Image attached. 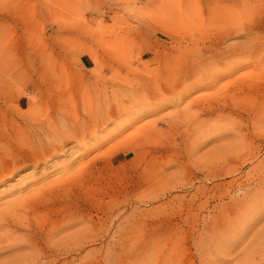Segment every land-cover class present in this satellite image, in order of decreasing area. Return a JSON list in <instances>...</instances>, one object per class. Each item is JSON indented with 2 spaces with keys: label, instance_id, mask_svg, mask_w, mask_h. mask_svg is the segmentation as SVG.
I'll return each instance as SVG.
<instances>
[{
  "label": "rangeland",
  "instance_id": "374dc122",
  "mask_svg": "<svg viewBox=\"0 0 264 264\" xmlns=\"http://www.w3.org/2000/svg\"><path fill=\"white\" fill-rule=\"evenodd\" d=\"M262 45L264 0H0V264H264Z\"/></svg>",
  "mask_w": 264,
  "mask_h": 264
},
{
  "label": "bare ground",
  "instance_id": "6f19581e",
  "mask_svg": "<svg viewBox=\"0 0 264 264\" xmlns=\"http://www.w3.org/2000/svg\"><path fill=\"white\" fill-rule=\"evenodd\" d=\"M237 14H238V13H237ZM207 31H208V30H207ZM261 32H262V30H261ZM195 33H196V32H195ZM174 35H175V34H174ZM174 35L172 34V36H174ZM185 35H186V34H185ZM196 35H197V34H196ZM258 36L260 37V35H258ZM180 37H181V36H180ZM185 37H186V36H185ZM187 37H188V36H187ZM173 38H174V37H173ZM173 38H172V39H173ZM174 39H175V38H174ZM253 39H254V38H253ZM253 39H252V40H253ZM256 39H257V36H255V40H256ZM176 40H177V39H176ZM183 40H184V39H182V41H183ZM252 40H251V41H252ZM257 40H258V39H257ZM251 41H250V42H251ZM257 42H258V41H257ZM212 43H213V42H212ZM253 43H255V42H253ZM261 43H262V42H261ZM249 44H250V43H249ZM255 45H256V44H255ZM257 45H259V44H257ZM204 46H205V45H204ZM246 46H248V45H246ZM250 46H251V45H250ZM262 46H264V45H262ZM262 46H261V47H262ZM244 47H245V46H244ZM248 47H249V46H248ZM251 47H253V46H251ZM251 47H250V49H251ZM257 47H258V46H257ZM208 48H209V47H208ZM242 48H243V47H242ZM254 48H255V46H254ZM244 49H245V51H247V48H246V47H245ZM250 49H249V50H250ZM258 49H259V48H258ZM262 49H264V48H262ZM262 49H259V50H262ZM232 50H233V48H232ZM249 50H248V51H249ZM201 51H202V50H201ZM243 51H244L243 49H241V48L239 49V48H238V49H234V50H233V53H238V52H239L238 54H240V53H242ZM245 51H244V52H245ZM257 51H258V50H257ZM203 52H204V51H203ZM213 52H214V51H213ZM215 52H216V51H215ZM261 52H262V53L260 54V56H261V58H262V56H264V51H261ZM211 53H212V52H211ZM229 53H230V51H229ZM245 53H246V52H245ZM251 53H252V51H251ZM207 54H208V53H207ZM219 54H220V53H219ZM219 54H217V55L215 54V55H213V56H216L215 58H219V57H218ZM238 54H236L235 56H237ZM247 54H248V53H247ZM252 54H253V53H252ZM254 54H255V53H254ZM225 55H226V54H225ZM225 55H221V57H220L223 61H227V58H228V57H226V56H228V55H226V56H225ZM243 55H244V54H243ZM256 55H258V54H256ZM233 56H234V55H232V56H230V57L233 58ZM235 56H234V58L236 59ZM238 56H239V55H238ZM246 56H247V55L245 54L244 57L246 58ZM239 57H241V55H240ZM257 57H258L259 59H261L259 56H257ZM242 58H243V57H242ZM255 58H256V57H255ZM199 59H200V58H199ZM211 59H214V58L211 57ZM253 59H254V58H253ZM253 59H252V60H253ZM201 60H202V59H201ZM208 60H210V59H208ZM232 60H234V59H232ZM232 60H231V61H232ZM239 60H240V59H239ZM245 60H246V59H245ZM245 60H244V61H245ZM262 60H264V59H262ZM262 60H261V61H262ZM216 61H217V59H216ZM214 62H215V61H214ZM220 62L222 63V61H220ZM220 62H219V63H220ZM232 62H233V61H232ZM232 62H231V63H232ZM234 62H235V61H234ZM234 62H233V63H234ZM236 62H238V61L236 60ZM247 62H248V61H247ZM217 63H218V62H216V65H215L214 63H211V64H210V63L208 62V64H209L208 66L201 65V66H199V67H197L195 64H190V63L188 64V63H187V66H183L182 71H183V73H184V71H185V69H186V71L189 72V73H187V76H186V77H184V74H183V77H184L185 80L188 81V79L190 78V74H191V73H194V72L199 73V72H200V73H201V74L199 73L200 76H202L203 74H204V75H205V74H206V75L208 74L209 76H211L210 78L207 77V79L210 80V82L212 83V82L215 81V80H214V76H213L214 72L217 73V72H219L218 69H221V67L218 68ZM221 63H220V64H221ZM233 63H232L230 66H232ZM238 63H239V62H238ZM243 63H244V62H243ZM260 63H261V62H260ZM202 64H203V63H202ZM212 64H214V65H212ZM240 64H241V62H240ZM240 64H239V66H240ZM245 64H246V62H245ZM225 65H226V64H225ZM258 65L260 66L259 63H258ZM258 65H257V66H258ZM233 66H234V65H233ZM236 66H238V65H236ZM239 66H238V67H239ZM242 66H243V65H242ZM224 67H226V66H224ZM224 67H223V68H224ZM243 67H244V66H243ZM223 68H222V69H223ZM231 68H232V67H231ZM255 68H256V67H255ZM257 68H258V67H257ZM262 68H264V66H262ZM262 68L260 67V69H262ZM258 69H259V68H258ZM258 69H257V71H258ZM260 69H259V71H260ZM195 70H196V71H195ZM216 71H217V72H216ZM229 71H230V70H229ZM221 72H222V71H221ZM224 72H225V71H224ZM262 72H264V69H262ZM196 73H194V75H195ZM252 73H253V72H252ZM255 73H256V72H255ZM219 75H220V74H219ZM248 75H251V74H248ZM174 76H176V75H174ZM226 76H227V75H226ZM255 76H257V77H256L257 80L260 79V78L258 77V75H255ZM259 76H261V74H260ZM183 77H181V75H180V77H179L178 79L183 78ZM191 77H192V75H191ZM194 77H196V76H194ZM176 78H177V77H176ZM248 78L251 79L250 76H249ZM248 78H247V80H249ZM261 78H264V77H261ZM155 79H156V78H155ZM155 79H154V80H155ZM253 79H255V77H254ZM182 80H183V79H181V81H182ZM238 80H239V79H238ZM241 80H244V78H242ZM241 80H239V81H241ZM181 81L179 82V81H177V79H174V80L171 79V80L168 82V84H167L166 86L164 85V87H163V86H162V87L164 88V90H168V91H171V93H174L173 95H177V97L179 96L178 98H176V99H178V100H181L185 94H187V93H189V92H191V91H193V90H196V89H201V87H204L203 84L195 85V86H190V85L187 84V86L184 85V86H183V89H181V87H180V88L178 87V86H180ZM239 81L236 80V81H235V84H236V82L238 83ZM244 81H245V80H244ZM150 82L152 83V81H150ZM242 82H243V81H242ZM253 82L255 83V81H253ZM253 82H252V80H251L252 85H254ZM256 82H259V81H256ZM182 83H183V82H182ZM195 83H196V81H195ZM211 83H210V84H211ZM216 83H217V82H216ZM232 83H233V82H232ZM244 83H245V82H244ZM260 83H261V82H260ZM148 84H150V83L148 82ZM152 84H153V83H152ZM156 84H157V83H156ZM156 84H155V85H156ZM183 84H184V83H183ZM235 84H234V85H235ZM239 84H240V83H239ZM247 84H248V82H247ZM249 84H250V83H249ZM157 85H158V84H157ZM157 85H156V86H157ZM193 85H194V84H193ZM149 86H151V85H149ZM156 86H155V89H154V90L157 91V93H162V92H161L162 89H161L160 87H156ZM206 86H207V85H206ZM212 86H213V83H212ZM228 86H229V85H228ZM245 86H246V84H245ZM245 86H244V87H245ZM255 86H256V84H255ZM176 87L179 88V92H176V89H175ZM231 87H232V86H231ZM233 87H234V86H233ZM237 87H238V85H237ZM152 88H153V87H152ZM204 88H208V87H204ZM249 88H250V87H249ZM253 88H254V87H253ZM140 89H142V88H140ZM150 89H151V88H150ZM238 89H239V88H237V90H238ZM240 89H243V88H240ZM261 89H262V88H261ZM164 90H163V91H164ZM220 90H221V89H220ZM244 90H245V89H244ZM244 90H243V91H244ZM246 90H247V89H246ZM255 90H256V89H255ZM135 91H136V90H135ZM137 91H138V92L140 91L139 88H138ZM137 91H136V92H137ZM155 91H154V92H155ZM218 91H219V90H218ZM233 91H235V90L233 89ZM241 91H242V90H241ZM248 91H249V89H248ZM136 92H135V93L133 92V94H135V96H137V95H136ZM138 92H137V93H138ZM151 92H152V91H151ZM239 92H240V91H239ZM130 93H131V92H130ZM130 93H129V94H130ZM139 93L141 94V92H139ZM169 93H170V92H169ZM229 93H230V92H229ZM233 93H234V92H233ZM246 93H247V92H246ZM142 94H143V93H142ZM162 94H163V93H162ZM224 94H225V93H224ZM236 94H237V93H236ZM146 95H149V94L147 93ZM163 95H164V94H163ZM211 95L213 96V94H211ZM219 95H220V94H219ZM243 95H245V93H243ZM243 95H242V98H243ZM140 96H141V95H140ZM150 96H151V93H150ZM150 96H149V97H150ZM156 96H157V95H156ZM158 96H159L160 99L163 98V97H162L161 95H159V94H158ZM158 96H157V98H156V97H155V98L158 99ZM169 96H170V95H169ZM171 96H172V95H171ZM171 96H170V98H171ZM215 96H216V95H215ZM220 96H221V95H220ZM235 96H236V95H235ZM246 96H247V95H246ZM246 96H245V97H246ZM137 97H138V96H137ZM137 97H134V98H137ZM142 97H144V96H142ZM142 97H141V100H143ZM147 97H148V96H147ZM151 97H152V96H151ZM151 97H150V98H151ZM172 97H173V96H172ZM240 97H241V96H240ZM167 98H168V97H167ZM170 98H168V99H170ZM173 98H174V97H173ZM201 98H202V97H201ZM127 99H128V98H127ZM165 99H166V98L164 97V101H165ZM208 99H209V98H208ZM147 100H148V99H147ZM152 100H153V99H152ZM162 100H163V99H162ZM178 100H177V101H178ZM205 100H206V99H205ZM219 100H220V99H219ZM128 101H129V100H128ZM134 101H137V100L134 99ZM134 101H131V102H132V103H131V106L133 105ZM153 101H154V100H153ZM170 101H171V100H170ZM172 101H173V100H172ZM122 102H123V101H122ZM125 102H127V101H125ZM139 102L141 103V101H139ZM149 102H150V100H149ZM157 102H158V100H157ZM160 102L162 103V101H160ZM168 102H169V101H168ZM168 102H166V103H168ZM175 102H176V101H175ZM201 102H202V99H200V100L197 99V100H195V101H192V102H191V105H194L195 107L200 108L199 105H200ZM206 102H208V101H206ZM219 102H220V101H219ZM120 103H121V102H120ZM120 103H119V104H120ZM137 103H138V102H137ZM137 103H136V105H137ZM140 103H139V105H140ZM142 103L145 104V100H144V102L142 101ZM147 103H148V102H147ZM154 103H155V102H154ZM172 103H173V102H172ZM178 103H179V102H178ZM204 103H205V102H204ZM123 104H124V102H123ZM144 104H143V107H144ZM150 104H151V103H150ZM189 104H190V102H189ZM212 104H213V103H212ZM127 105H128V103H127ZM146 105H147V104H146ZM153 105H154V104H153ZM153 105H151V106H153ZM155 105H156V104H155ZM191 105H189V106L191 107ZM110 106H112V105H110ZM129 106H130V103H129V105H128V108L131 109V106H130V107H129ZM133 106H134V105H133ZM140 106H142V105H140ZM140 106H139V107H140ZM187 106H188V104H187ZM200 106H203V105H200ZM210 106H211V105H210ZM143 107H140V108H143ZM148 107H149V106H148ZM212 107H213V106H212ZM100 108H101V106H100ZM105 108H106V107H105ZM107 108H108V107H107ZM110 108H111V107H109V110H110ZM152 108L154 109V106H153ZM152 108H151V109H152ZM185 108H186V107H185ZM202 108H203V107H201V109H202ZM205 108H206V106H205ZM98 109H99V108H98ZM144 109H147L146 106H145ZM148 109H149V108H148ZM148 109H147V110H148ZM183 109H184V108H183ZM203 109H204V108H203ZM206 109H207V108H206ZM206 109H205V110H206ZM218 109H219V108H218ZM101 110H102V109H101ZM107 110H108V109H107ZM109 110H108V111H109ZM113 110H114V109H113ZM117 110H118V109H117ZM185 110H186V109H185ZM199 110H200V109H199ZM205 110H204V111H205ZM211 110H212V109H211ZM94 111H95V110H94ZM108 111H106V114H105L104 112H103L104 114H102V112H101L100 114H98V116H94L95 113L93 112L94 115L91 116V117H88L89 120H90V122H88V124L92 122V124L95 125V124H97V122H102V126L106 125L107 122H109V121H108V118H109V117H110V118L113 117V115L110 116L112 113H110V112H108ZM110 111L112 112V110H110ZM118 111H122V110H120V107H119V110H118ZM125 111H126V110H125ZM125 111H124V112H125ZM151 111H152V110H151ZM153 111H154V110H153ZM196 111H197V110H196ZM202 111H203V110H202ZM202 111H199L198 114H199L200 112H202ZM65 112H66V111H65ZM72 112H74V111H72ZM96 112L98 113V111H96ZM99 112H100V111H99ZM107 112H108V113H107ZM114 112H115V111H114ZM116 112H117V111H116ZM127 112H128V111H126V113H127ZM205 112H208V111H205ZM209 112H210V111H209ZM215 112H217V111L215 110ZM87 113H88V112H87ZM87 113H86V114H87ZM118 113L120 114V112H117L116 115H118ZM128 113H129V112H128ZM146 113H147V112H146ZM194 113H196V112L194 111ZM213 113H214V112H213ZM66 114H67V113H66ZM69 114H70V113H69ZM74 114H75V113H74ZM83 114H84V113H83ZM101 114L104 115V116H100ZM183 114H184V113H183ZM202 114H203V113H202ZM222 114H223V113H222ZM70 115H72V114H70ZM114 115H115V114H114ZM130 115H131V114H129L128 116H130ZM132 115H133V114H132ZM134 115H136V113H134ZM194 115L196 116V114H194ZM206 115H208V114H206ZM68 116H69V115H68ZM72 116H73V115H72ZM87 116H88V115H87ZM183 116L185 117L186 115H183ZM201 116H202V115H201ZM187 117H188V116H187ZM197 117H198V116H197ZM212 117H213V116H212ZM79 118H80V117H79ZM86 118H87V117H86ZM176 118H177V117H176ZM195 118H196V117H195ZM201 118H202V117H201ZM215 118H216V117H215ZM69 119H70V117H69ZM71 119H73V118H71ZM71 119H70V120H71ZM82 119H83V118H82ZM178 119H179V117H178ZM182 119H184V118L182 117ZM182 119H181V120H182ZM203 119H204V118H203ZM87 120H88V119H87ZM104 120H106V121H104ZM110 120H111V119H110ZM112 120H113V119H112ZM127 120H128V118H127ZM127 120H126V122H127ZM197 120H198V119H197ZM76 121H77V120H76ZM85 121H86V120H85ZM85 121H84V123H85ZM129 121H131V120H129ZM187 121H188V120H187ZM202 121H203V120H202ZM205 121H206V120H204V122H205ZM81 122H82V121H81ZM179 122H180V121H179ZM184 122H185V121H184ZM193 122H194V121H193ZM193 122H192V123H193ZM195 122H196V121H195ZM195 122H194V123H195ZM199 122H200V121H199ZM169 123H170V122H169ZM177 123H178V122H177ZM177 123H176V124H177ZM185 123H186V122H185ZM194 123H193V124H194ZM201 123H203V122H201ZM78 124H79V122H78ZM81 124H82V123H81ZM86 124H87V123H86ZM86 124H84V125H86ZM99 124H100V123H99ZM125 124H126V123H125ZM178 124H179V123H178ZM199 124H200V123H199ZM84 125H83V126H84ZM100 125H101V124H100ZM107 125H108V124H107ZM122 125H123V124H122ZM81 126H82V125H81ZM83 126H82V127H83ZM89 126H90V124H89ZM181 126H182V125H181ZM90 127H91V126H90ZM104 127H106V126H104ZM124 127H125V126H124ZM189 127H190V125H189ZM76 128H77V127H76ZM95 128H96V127H95ZM100 128H101V127H100ZM100 128H99V130H100ZM106 128H107V127H106ZM106 128H105V129H106ZM181 128H182V127H180V129H181ZM82 129H83V128H82ZM82 129H81V130H82ZM49 130H52V128H51V129L49 128ZM60 130H62V129H60ZM70 130H72V129H70ZM70 130H68V131H70ZM73 130H74L73 133H74L75 131L77 132V130H75V128H74ZM78 130H80V129H78ZM81 130H80V131H81ZM95 130H96V129H95ZM177 130H179V129H177ZM80 131H78V132L80 133ZM83 131H84V130H83ZM101 131H103V130H101ZM111 131H112V130H111ZM208 131H209V130H208ZM49 132H50V131H49ZM76 132H75V133H76ZM85 132H86V131H85ZM87 132H88V131H87ZM87 132H86V133H87ZM91 132H92V131H91ZM94 132H95V131H94ZM97 132H98V131H97ZM106 132H107V131H106ZM114 132H115V131H114ZM52 133H53V131H52ZM58 133H59V131H58ZM79 133H76V134H79ZM81 133H84V132H81ZM49 134H50V133H49ZM65 134H66V133H65ZM65 134H64V135H65ZM56 135H57V134H56ZM72 135H73V134H72ZM80 135H81V134H80ZM92 135H93V134H91V136H92ZM111 135H112V133H111ZM73 136H75V134H74ZM77 136L79 137V135H77ZM83 136H85V135H83ZM83 136H82V138H83ZM59 137H60V136H59ZM64 137H65V136H64ZM67 137H68V135H67ZM78 137H76V138L79 139ZM133 137H134V136H133ZM56 138H57V137H56ZM72 138H73V137H71L70 139H72ZM82 138L79 139V141H78L79 144H80V143L82 144V142H83V144H85V142L83 141L84 139H82ZM89 138L91 139V137H89ZM108 138H109V137H108ZM108 138H107V139H108ZM77 139H76V140H77ZM53 140H54V138H53ZM73 140H74V138H73ZM87 140H88V139H87ZM102 140H103V139H102ZM54 141H55V140H54ZM71 141H72V140H71ZM93 141H94V140H93ZM58 142H59V141H58ZM58 142H56V143H58ZM74 142L76 143L77 141L74 140ZM95 142H97V141L95 140ZM132 142H133V141H132ZM38 143H39V142H38ZM54 143H55V142H54ZM61 143L64 145V142H63V141H62ZM86 144H87V143H86ZM88 144H89V143H88ZM95 144H96V143H95ZM98 144H99V143H98ZM45 145H46V143H45ZM89 145H90V144H89ZM91 145H92V143H91ZM46 146H47V145H46ZM78 146H79V145H78ZM84 146H85V145H84ZM84 146H83V148H84ZM93 146H94V145H93ZM119 146H120V145H119ZM47 147H49V146H47ZM55 147H56V146H55ZM62 147H63V146H62ZM79 147H81V146H79ZM41 148H42V147H41ZM49 148H50V147H49ZM60 148H61V146H60ZM81 148H82V147H81ZM85 148H86V147H85ZM90 148H92V146H90ZM94 148H95V147H94ZM50 149H51V148H50ZM50 149H49V150H50ZM58 149H59V148H58ZM77 149H78V148H77ZM79 149H80V148H79ZM87 149H88V148H87ZM87 149H86V150H87ZM43 150H44V149H43ZM45 150H46V149H45ZM49 150H48V151H49ZM56 150H57V149H56ZM38 151H39V149H38ZM38 151H37V152H38ZM50 151H51V150H50ZM40 152H41V151H40ZM44 152L47 153L46 151H44ZM81 152H82V150H81ZM30 153H31V152H30ZM52 153H53V152H52ZM54 153H55V152H54ZM78 153H79V152H78ZM50 154H51V152H50ZM79 154H80V153H79ZM34 155H35V154H34ZM34 155H33V156H34ZM102 155H103V154H102ZM41 156H42V155H41ZM45 156H47V155L45 154ZM50 156H51V155H50ZM36 157H37V156H36ZM39 157H40V156H39ZM47 157H48V156H47ZM42 158L44 159V157H42ZM42 158H41V159H42ZM48 158H49V157H48ZM39 159H40V158H39ZM41 159H40V161H41ZM50 159H51V158H50ZM33 160H34V159H33ZM45 160H46V159H45ZM47 160H49V159H47ZM9 162H11V161H9ZM37 162H38V161H37ZM42 162H43V161H42ZM44 162H46V161H44ZM1 164H2V162H1ZM2 165H4V163H3ZM2 165H1V167H2L1 169H4L5 167L3 168ZM36 165H37V164H36ZM4 166H5V165H4ZM6 166H7V165H6ZM11 168H12V167H11ZM85 169H86V168H85ZM85 169H84V170H85ZM12 170H13V169H12ZM12 170H11V172H13ZM7 171H8V169H6V172L3 171L1 175L4 176V177H7V176H9V175H12L11 172H7ZM73 172H74V171H73ZM75 174H76V173H75ZM78 174H79V173H78ZM71 175H72V174H71ZM71 175H70L69 177H71ZM2 176H1V177H2ZM11 178H12V177H11ZM63 178H64V177H63ZM71 178H73V176H72ZM64 179H65V178H64ZM64 179H60L59 181L63 182ZM66 179H67V178H66ZM66 179H65V180H66ZM78 179H79V178H78ZM78 179H77V180H78ZM70 180H71V179H70ZM73 180H74V178H73ZM59 181H56V184H59ZM68 181H69V180H68ZM1 182H2V181H1ZM1 182H0V183H1ZM72 182H73V181H72ZM77 182H78V181H77ZM54 183H55V182H54ZM54 183H53V184H54ZM63 183H65V182H63ZM66 183H67V181H66ZM66 183H65V187H67V186H66ZM53 184H52V185H53ZM56 184H55V185H56ZM60 186H61V184H60ZM62 187H63V185H62ZM69 187H70V186H69ZM69 187H68V188H69ZM57 188H59V187H57ZM60 188H61V187H60ZM60 188H59V189H60ZM46 189H47V188H46ZM59 189H58V191H59ZM70 189H71V187H70ZM47 190H48V189H47ZM47 190H46V191H47ZM38 192L41 193V194H42V193L44 194V193H45V190H44V191H41V190L39 191V190H38ZM59 192H60V191H59ZM38 196H39V195H38ZM39 197H40V196H39ZM20 201H21V200H20ZM10 202H11V201H10ZM12 204H14V203H12ZM17 205H18V203H17ZM6 206H7V205H6ZM13 207H14V206H13ZM13 207H12V208H13ZM2 208H3V207H2ZM2 208H0V210H2ZM17 210H18V209H17ZM18 211H21V209H19ZM0 212H1V211H0ZM6 212H7V211H6ZM2 213H3V212H2ZM2 213H1V214H2ZM1 227H2V225H1ZM259 256H261V255H259Z\"/></svg>",
  "mask_w": 264,
  "mask_h": 264
}]
</instances>
